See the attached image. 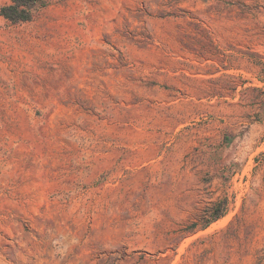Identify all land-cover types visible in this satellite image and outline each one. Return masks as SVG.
Returning <instances> with one entry per match:
<instances>
[{
    "label": "rangeland",
    "instance_id": "374dc122",
    "mask_svg": "<svg viewBox=\"0 0 264 264\" xmlns=\"http://www.w3.org/2000/svg\"><path fill=\"white\" fill-rule=\"evenodd\" d=\"M50 2L0 17V264H264V0Z\"/></svg>",
    "mask_w": 264,
    "mask_h": 264
},
{
    "label": "trees",
    "instance_id": "16d2710c",
    "mask_svg": "<svg viewBox=\"0 0 264 264\" xmlns=\"http://www.w3.org/2000/svg\"><path fill=\"white\" fill-rule=\"evenodd\" d=\"M50 4V0H9L7 3L0 4V17L12 25L29 23ZM228 199L225 194L211 207H207L198 218H194L188 224H182L178 230L190 232L197 228L207 227L226 214Z\"/></svg>",
    "mask_w": 264,
    "mask_h": 264
}]
</instances>
